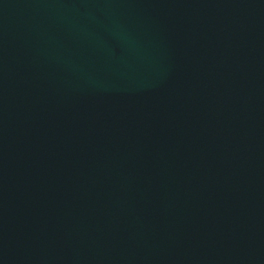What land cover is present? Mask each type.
Listing matches in <instances>:
<instances>
[{
  "label": "water",
  "instance_id": "water-1",
  "mask_svg": "<svg viewBox=\"0 0 264 264\" xmlns=\"http://www.w3.org/2000/svg\"><path fill=\"white\" fill-rule=\"evenodd\" d=\"M0 264H264V0H0Z\"/></svg>",
  "mask_w": 264,
  "mask_h": 264
}]
</instances>
